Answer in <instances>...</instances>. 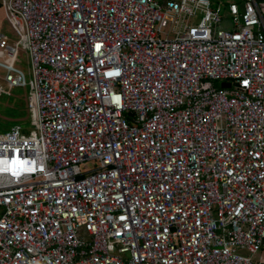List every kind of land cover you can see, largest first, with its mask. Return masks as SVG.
I'll use <instances>...</instances> for the list:
<instances>
[{"label": "built area", "instance_id": "2783aa9c", "mask_svg": "<svg viewBox=\"0 0 264 264\" xmlns=\"http://www.w3.org/2000/svg\"><path fill=\"white\" fill-rule=\"evenodd\" d=\"M0 1V264H264L257 0Z\"/></svg>", "mask_w": 264, "mask_h": 264}, {"label": "rangeland", "instance_id": "374dc122", "mask_svg": "<svg viewBox=\"0 0 264 264\" xmlns=\"http://www.w3.org/2000/svg\"><path fill=\"white\" fill-rule=\"evenodd\" d=\"M230 1L237 0H212L213 3L217 2L228 3ZM238 2V1H237ZM0 25H2L1 32L7 30V23L0 16ZM13 34V33H12ZM13 41L16 39L13 34ZM12 42V41H11ZM0 60L8 62L10 59L0 52ZM15 66L23 70L27 76V63H26V52L24 46L20 45ZM4 72L0 69V78ZM0 84L3 86L4 92L0 94V132L7 130L14 122L19 123L22 128L30 129L29 113L27 111L26 92L27 87H14L12 89L7 88L6 84L0 80ZM87 166L91 168L93 163L88 161ZM83 169V168H82Z\"/></svg>", "mask_w": 264, "mask_h": 264}, {"label": "crops", "instance_id": "0c3cea01", "mask_svg": "<svg viewBox=\"0 0 264 264\" xmlns=\"http://www.w3.org/2000/svg\"><path fill=\"white\" fill-rule=\"evenodd\" d=\"M238 1V2H237ZM237 1H230V2H236V3H241L243 0H237ZM211 2H212V0H211ZM230 2H228V3H230ZM257 2H258V5H259V8H260V10H261V12L263 13V15H264V0H257ZM213 3V2H212ZM228 3H226V4H228ZM213 4H218L217 2H215V3H213ZM221 4H225V3H221ZM225 4V5H226ZM0 16L3 18V20H5V22L7 23V21H6V19H5V15H4V11H3V8H2V6H1V1H0ZM228 20V19H227ZM226 26H228V25H226ZM0 27H2V25H0ZM0 30H1V28H0ZM0 33H2L10 42L11 41H13V31H12V29H11V27L8 25V23H7V30H3V32H1L0 31ZM13 33V34H12ZM26 63H27V59H26ZM1 69V68H0ZM20 69V68H19ZM3 71V70H2ZM23 71V70H22ZM4 72V71H3ZM25 100H26V98H25ZM14 123H16V122H14ZM13 123V124H14Z\"/></svg>", "mask_w": 264, "mask_h": 264}, {"label": "water", "instance_id": "95a60500", "mask_svg": "<svg viewBox=\"0 0 264 264\" xmlns=\"http://www.w3.org/2000/svg\"><path fill=\"white\" fill-rule=\"evenodd\" d=\"M221 86H222V87H228L229 84H228L227 82H222V83H221Z\"/></svg>", "mask_w": 264, "mask_h": 264}]
</instances>
